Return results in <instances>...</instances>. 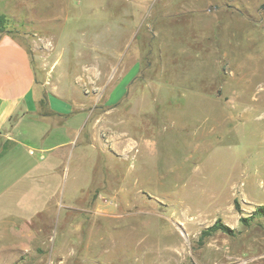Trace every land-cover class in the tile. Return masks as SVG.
<instances>
[{
  "label": "rangeland",
  "instance_id": "1",
  "mask_svg": "<svg viewBox=\"0 0 264 264\" xmlns=\"http://www.w3.org/2000/svg\"><path fill=\"white\" fill-rule=\"evenodd\" d=\"M0 14L39 77L90 109L0 171V264H264V218L241 222L264 206V0ZM218 220L232 233L202 239Z\"/></svg>",
  "mask_w": 264,
  "mask_h": 264
},
{
  "label": "crops",
  "instance_id": "2",
  "mask_svg": "<svg viewBox=\"0 0 264 264\" xmlns=\"http://www.w3.org/2000/svg\"><path fill=\"white\" fill-rule=\"evenodd\" d=\"M43 80L26 46L10 34L0 35L1 173L9 167L8 158L13 155L15 160L20 158L19 152L23 148L28 149L30 155H34L36 149L47 152L41 149V145H44L45 139L53 138L60 128L65 127L59 121H69L82 113H90L83 101L75 99V94L72 96L76 102L68 100L65 98L67 96L63 97L50 87L48 80ZM42 101H45V106H42ZM57 119L55 125L44 131V124ZM75 130L77 133L78 129ZM65 148L61 145L50 150V153H60Z\"/></svg>",
  "mask_w": 264,
  "mask_h": 264
},
{
  "label": "trees",
  "instance_id": "3",
  "mask_svg": "<svg viewBox=\"0 0 264 264\" xmlns=\"http://www.w3.org/2000/svg\"><path fill=\"white\" fill-rule=\"evenodd\" d=\"M7 24H8V20L7 18L0 14V34L5 32L7 29ZM45 105V101H42V106ZM235 209L240 212V206L238 204V201L235 202ZM258 216V217H263L264 218V206H260L258 207L257 211H255L254 215L249 217V218H242L241 222L244 224H249L250 221H252V219L254 218V216ZM224 232L226 234H231L232 233V229H230L229 227H227L226 225H223L221 223L220 220H218L212 227H209L208 229H206L205 231H203L202 233V239L205 237H209L212 236L213 234L217 233V232Z\"/></svg>",
  "mask_w": 264,
  "mask_h": 264
}]
</instances>
